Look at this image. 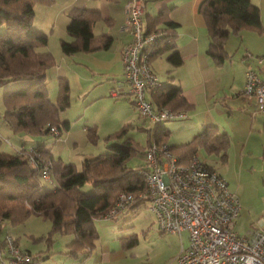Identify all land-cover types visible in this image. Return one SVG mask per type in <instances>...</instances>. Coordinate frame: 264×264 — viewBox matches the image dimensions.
I'll list each match as a JSON object with an SVG mask.
<instances>
[{"label":"trees","instance_id":"trees-1","mask_svg":"<svg viewBox=\"0 0 264 264\" xmlns=\"http://www.w3.org/2000/svg\"><path fill=\"white\" fill-rule=\"evenodd\" d=\"M55 3L56 0H0V86L20 83L18 88L3 94L5 112L2 121L18 134L60 137L71 127L70 121L61 119V113L70 107V84L66 78H60L58 100L55 103L50 99L45 71L55 65V59L49 51L43 50L48 46V35L33 27L36 4L53 6ZM168 11L164 8L155 17H147L144 27L147 33L159 36V44L150 61L161 54L162 44L166 43V50H173L168 57L170 73L183 63V58L172 44L179 25L168 17ZM199 12L210 38L207 54L217 65L228 58L225 43L230 34L263 32L260 9L252 0H203ZM70 15L67 30L73 40L61 42L64 55L94 53L111 46L112 37L95 36L92 30V25L102 19L100 11L73 8ZM150 99L155 105L163 104L175 112L191 107L182 89L171 84L163 83L155 93L151 92ZM52 127H57L59 135L51 132ZM129 128L130 125H124L106 137L108 143L113 141L108 145V152L86 158L81 167L56 161L45 145H36L41 158L53 162L51 183L55 185L54 189L44 186L40 169L29 161L27 154L17 150L14 154H6L0 150V233L5 225H21L36 215L51 221L50 236L55 233L74 235V240L68 244L70 256H89L99 238L95 220L104 218L112 209L119 193L132 194L135 198L125 209L136 210L149 201L139 197L147 188L139 173L143 164L136 168L128 166L129 160L145 148L131 138L119 142ZM148 132L147 144L153 141L168 144L171 132L165 123L155 125ZM87 133L91 143L98 141L94 127L88 128ZM1 143L0 138V147ZM230 143L228 133L222 132L217 125H208L191 141L168 146L180 164H188L200 149L225 158ZM86 185H92V193L82 191ZM7 236L0 242V253L5 248ZM30 255L34 263L39 262L40 256ZM3 259L5 257L0 256V264Z\"/></svg>","mask_w":264,"mask_h":264},{"label":"rangeland","instance_id":"rangeland-1","mask_svg":"<svg viewBox=\"0 0 264 264\" xmlns=\"http://www.w3.org/2000/svg\"><path fill=\"white\" fill-rule=\"evenodd\" d=\"M149 2L150 0L147 3ZM52 7L36 4V14L33 22L35 29L43 31L42 24L47 21L49 9ZM113 11L121 18L120 22L109 26L103 21H98L94 25V33L99 35L108 32L114 37L113 45H116L123 35L120 29L125 15L119 6H114ZM45 34L49 37L47 51L55 59V65L46 70L48 72L47 87L50 99L56 103L59 96V79L64 77L58 76L57 67L64 62V60H61L64 55L63 57L55 56V46H57L60 31L58 30L56 33L55 31L51 33L48 31ZM60 51L63 54L61 48ZM113 52L114 48L109 51L100 50L99 53L97 51L94 54H77L72 56L71 59H79V62L76 61L80 65L74 63V60L68 62L65 60L63 63L64 67L69 70L64 78H67L70 84L71 103L70 107L61 113V117L70 121L74 132L80 131V129L83 130L84 126L94 127L99 136L96 143L89 142L88 146L79 145L75 149L73 157L78 167H81L82 161L85 159H80L83 152L86 154V158L97 157L108 152V145L113 141L108 143L106 137L112 135L124 125H130V128L119 142L131 138L143 148L148 145V131L155 128L154 123L143 120L139 116L137 110L134 106L132 107L128 100H117L108 92L107 85L104 83H108L112 79H119L118 77H104L99 74L104 70L95 66L93 62L86 63L85 61L87 56L111 57ZM67 63L69 68H67ZM151 64L159 79L169 85L167 76L171 68L165 54L155 58ZM78 77L84 80L88 79L90 83L87 88H84V84L81 87L78 83ZM19 86L20 83L0 86V138L2 139L0 150L6 154H14L22 140L26 141L28 145H38L45 142L47 146L53 147L52 142H54L55 136H32L26 132L18 134L10 130L2 121V115L5 112L3 94L6 90L16 89ZM113 89L118 88L114 86ZM190 121L191 119L186 117L165 123L171 132L168 139L170 146L180 145L192 139V133L187 131L185 127ZM120 122L125 123L120 125ZM232 132L228 162H225L221 155H209L202 149L198 153L202 161L214 166L218 172L230 181L231 188L239 196L243 211L236 229L241 236H245L248 231L254 228L256 221L261 218L264 219V131L251 132L250 129L235 124V129ZM250 135H252L251 141L246 143ZM143 161L142 151L129 160L128 166L136 168L143 164ZM42 182L46 188H55V185L51 182L44 179H42ZM82 191L90 194L93 192V187L92 185H86L82 188ZM95 227L99 238L96 247L89 256H86V254H80L78 257L70 256L67 253L69 251L68 244L74 240V235L55 233L50 236L52 231L51 221L36 215L31 216L21 225H5L3 232L0 233V242L9 233L19 241L23 250L30 251L32 255L40 256L37 264H178L177 257L182 246L186 247L188 244L187 234H183L180 238L178 234L163 233L160 230L157 219L150 209L149 202L136 210L127 208L114 218L97 219L95 220ZM134 239L135 242L132 241ZM5 249L7 253L5 257H7L9 254L8 248L5 247ZM104 255L105 258L103 259Z\"/></svg>","mask_w":264,"mask_h":264},{"label":"built area","instance_id":"built-area-1","mask_svg":"<svg viewBox=\"0 0 264 264\" xmlns=\"http://www.w3.org/2000/svg\"><path fill=\"white\" fill-rule=\"evenodd\" d=\"M145 9V0L127 3L125 30L131 33L132 42L124 49L122 62L134 108L143 120L160 125L186 115L163 104L155 105L148 97L163 83L151 67V56L159 44V36L147 33ZM248 57L264 66V57L251 53ZM121 95L118 89L111 90V96ZM244 95L253 97L258 112H264V80L253 69L247 71ZM51 132L59 135L57 127H52ZM16 150L27 154L44 180L52 181L53 162L42 159L36 145H20ZM143 159L139 173L147 188L139 197L149 199L150 209L163 233L188 234V244L182 246L178 264H264V219L257 222L252 236H241L235 229L241 212L239 197L230 189L228 181L204 164L197 153L188 164H180L168 144L153 141L145 147ZM134 200L132 194L119 193L115 205L104 218L117 216ZM5 247L9 254L1 264H34L31 255L22 252L9 235Z\"/></svg>","mask_w":264,"mask_h":264},{"label":"crops","instance_id":"crops-1","mask_svg":"<svg viewBox=\"0 0 264 264\" xmlns=\"http://www.w3.org/2000/svg\"><path fill=\"white\" fill-rule=\"evenodd\" d=\"M145 1L146 9L144 19L149 16L155 17L162 9L167 8L169 9L168 17L179 25L176 31L177 36L174 38L172 44L175 46V50H178L182 56L183 63L169 73V71H171L170 69L168 71L169 75L167 78L169 79V77H173L172 79H169V84L180 87L186 101L191 105L188 110L182 112L185 113L187 118L191 119L185 127L187 131L192 133V139L208 125H217L222 132L228 133L231 142L232 131L235 129V124L241 126L242 128L250 129L251 132L264 131V112H258L257 102L253 97H247L244 95L246 74L248 70H255L264 80V66L259 65L256 59L248 57L249 53L255 57H264V0H252L253 4L260 9L263 32L259 34L254 31H243L239 34H230L225 43L228 58L221 65L215 64L207 54L210 38L204 18L199 12V6L203 0H150L149 3H147L148 0ZM128 2L129 0H118L117 2H112L110 0H56V3L54 4L55 6L53 5V7L49 9L47 21L45 24L43 22L42 27L44 32L50 31L51 33L52 31H55L56 33L58 30L60 31L59 40L57 42V46H55V56L63 57L64 54L60 53L61 42L63 40L68 42L73 40L67 30L68 25L71 22V9L83 8L98 10L102 15V19L99 21H103L107 25L113 26L116 22L119 23L121 20V18L117 16V13L113 11V8L114 6L121 7L125 18L120 29L123 34L120 42L113 45L114 37H112L108 32L102 33L112 37L113 39L111 46L108 49H104L105 51H109L114 48L112 56L104 58L87 56L85 57V61L86 63L93 62L95 66L104 70V72H99V74L104 77H118L119 79H112L108 83L104 84L107 85V89L110 94L111 89L116 86L122 95L114 98L117 100H128L133 107V96L130 94L131 87L125 82V71L122 62L123 51L132 42V35L130 32L125 30L124 25L126 24L127 19L126 9ZM97 22L92 25L93 33L94 25ZM99 35L95 34V36ZM165 44H162V52L160 55L165 54L168 65L170 66L168 57L173 50H166ZM47 47L43 50H47ZM77 54H82V52ZM77 54L69 56L64 55V58L61 60H64V62L65 60L67 62L74 60V63L80 65V63H78L79 59H71L72 56H76ZM76 60H78V62ZM63 63L57 67V74L59 77H65V75L69 72V70L64 67ZM67 65V68H69L68 63ZM114 68L115 70H113ZM45 74L48 80V72L45 71ZM78 83L81 87L84 84V88H87L90 82H88V79L84 80L81 77H78ZM162 83L164 82L162 81ZM86 96L87 94L85 97ZM148 97L150 99V95H148ZM94 99L97 100L96 98ZM61 119L64 121L65 118L63 119L61 117ZM122 123L125 122H120L119 124L122 125ZM88 128L90 127L84 126L83 130L80 129V131L74 132L71 125L68 132H63L60 137H55L54 142H52L53 147L47 146L45 142L43 145H45L47 150L51 151V154L56 161L61 160L63 163L75 164L76 161H74L73 157L75 149L79 147V145H85V147L89 145L88 143L90 141L87 133ZM251 136L252 135L248 137L246 143L251 141ZM21 144L28 145L24 140L21 141ZM230 147L231 143L227 149L226 157L224 158L225 162H228L230 157ZM196 153L199 156L198 151ZM80 156V159H86L87 157L84 152ZM85 159H83V161ZM202 162L210 166L211 169L216 170L214 166H211L204 161ZM218 173L221 174L220 172ZM224 178L228 181L230 189L236 194L233 188H231L230 181L226 177ZM242 211L243 206L241 203V212L235 223V229L240 221ZM258 221L254 223V228L248 231L246 234L247 236H252L257 230ZM183 234L187 233L184 232ZM183 234H181L180 238H182ZM7 235L11 236L9 233H7ZM11 237L13 238L16 246L22 252L32 254L30 251L23 250L19 241H17L13 236ZM5 250V248L2 249V252L0 253L1 257H5V254H7ZM104 258L105 255L103 259ZM37 263L38 262L34 264Z\"/></svg>","mask_w":264,"mask_h":264}]
</instances>
